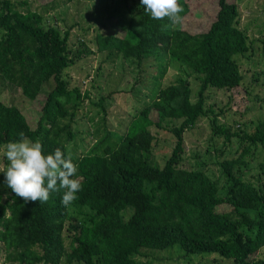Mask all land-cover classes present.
<instances>
[{"label":"trees","instance_id":"obj_1","mask_svg":"<svg viewBox=\"0 0 264 264\" xmlns=\"http://www.w3.org/2000/svg\"><path fill=\"white\" fill-rule=\"evenodd\" d=\"M125 3L117 0L113 9L120 12ZM179 3L185 17L188 0ZM202 3L210 16L199 31L162 30L168 21L151 19L140 6L120 12L127 23L122 36H74L75 42L69 28L46 23L36 11L20 12L19 1L0 0V77L18 87L24 102L40 103L31 125L23 110L0 100V148L23 131L42 142L45 154L57 147L70 154L82 184L68 207L62 192L43 204L25 203L10 188L0 192L5 262L144 264L138 259L145 251L178 247L189 260L214 255L228 264H264V161L253 164L264 147V119L220 123L225 109L206 104L210 89H238L244 75L237 57L254 50L253 41L238 26L234 0ZM104 51L139 68V77L150 81L149 102L134 109L120 132L103 124L100 134L96 127L94 141L75 154L68 143L77 110L90 99L104 111L106 97L94 102L67 70ZM165 58L194 75L195 94L189 79L164 84L149 73V65ZM200 118L209 122L210 145L187 165L184 133ZM152 129H166L173 139L162 164L144 155L157 142Z\"/></svg>","mask_w":264,"mask_h":264},{"label":"rangeland","instance_id":"obj_2","mask_svg":"<svg viewBox=\"0 0 264 264\" xmlns=\"http://www.w3.org/2000/svg\"><path fill=\"white\" fill-rule=\"evenodd\" d=\"M19 1L17 10L25 12L32 10L40 13L46 19V23L54 24L61 30L70 29V39L76 42L75 37L84 36L92 39L99 34H113L122 36L126 29L124 15L130 7L133 10L141 6V0H126L124 6L120 4V12L115 11L114 5L117 0H11ZM24 1V3H20ZM239 12L238 26L245 30L249 41H253V49L246 55L238 56L237 62L244 75L238 89L224 91L210 89L206 93V104L213 105L216 111L225 109L219 113L218 119L226 124H233L235 120L251 122L264 119V0H234ZM190 11L184 17L183 28L191 31H199L204 24L209 22L210 13L207 5L202 0H188ZM75 36V37H74ZM94 49V46H92ZM108 52H100L89 55L84 61L69 68L68 74L71 82L81 85L82 89H88L91 99L97 102L102 95L106 97L103 102L105 110L91 104L90 99L86 100L77 110L75 119L72 121L74 139L68 143V149L75 154L84 151L94 141L92 131L98 127L102 134L103 124L110 130L120 132L128 122L136 107L149 102L147 94L150 92L148 80L139 77V68L132 61L123 59L120 56L108 58ZM148 71L154 75L159 83H170L183 79H189L192 92L197 90V82L194 75L186 71L176 63L161 59L157 66H148ZM190 74V76H189ZM143 75V73H141ZM151 80V79H150ZM117 92H114V91ZM258 95L260 99H256ZM18 87L10 84L0 77V100L9 105H16L23 110L30 119L31 125L35 123L34 113L40 103L29 105L22 100ZM104 117V120L101 118ZM157 142L148 153H144L148 159L162 164V157L167 155L172 147V137L166 129H152ZM211 129L207 118H200L196 124L184 133L186 152L184 163L194 164L195 155L198 151H204L209 147ZM216 139L215 142H219ZM3 147L0 148V166L5 165L2 160ZM254 165L264 161V147L256 151ZM7 185L5 174L0 173V192L6 193ZM138 260L148 264H192L198 261L199 257H191V260L184 258L183 251L178 247L164 250L145 251ZM2 243H0V264L5 262V254ZM196 261V262H197ZM200 264H218V257L207 255L199 259ZM5 262V263H4Z\"/></svg>","mask_w":264,"mask_h":264},{"label":"clouds","instance_id":"obj_3","mask_svg":"<svg viewBox=\"0 0 264 264\" xmlns=\"http://www.w3.org/2000/svg\"><path fill=\"white\" fill-rule=\"evenodd\" d=\"M144 11L153 20H167L162 30L183 24L184 9L179 0H141ZM17 139L3 146V156L7 163L0 166L5 174L8 188L25 203L48 202L54 192H62L61 204L70 206L82 190L78 178V165L70 154L66 155L57 147L53 153L45 154L42 142L28 138L23 131Z\"/></svg>","mask_w":264,"mask_h":264}]
</instances>
